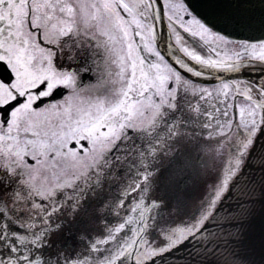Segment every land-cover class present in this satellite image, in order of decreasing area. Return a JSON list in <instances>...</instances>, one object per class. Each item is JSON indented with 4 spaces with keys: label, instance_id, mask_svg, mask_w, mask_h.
<instances>
[{
    "label": "snow or ice",
    "instance_id": "1",
    "mask_svg": "<svg viewBox=\"0 0 264 264\" xmlns=\"http://www.w3.org/2000/svg\"><path fill=\"white\" fill-rule=\"evenodd\" d=\"M0 264H264V0H0Z\"/></svg>",
    "mask_w": 264,
    "mask_h": 264
}]
</instances>
